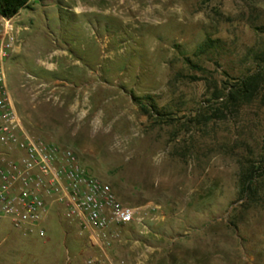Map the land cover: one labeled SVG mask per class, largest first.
<instances>
[{
  "label": "rangeland",
  "instance_id": "1",
  "mask_svg": "<svg viewBox=\"0 0 264 264\" xmlns=\"http://www.w3.org/2000/svg\"><path fill=\"white\" fill-rule=\"evenodd\" d=\"M34 1L24 126L142 213L103 247L60 206L25 230L2 218L0 264H264V176L241 193L264 168V103L224 100L264 64V0Z\"/></svg>",
  "mask_w": 264,
  "mask_h": 264
},
{
  "label": "built area",
  "instance_id": "2",
  "mask_svg": "<svg viewBox=\"0 0 264 264\" xmlns=\"http://www.w3.org/2000/svg\"><path fill=\"white\" fill-rule=\"evenodd\" d=\"M17 42L3 17L0 33V219L19 230L39 227L55 206L87 232L88 245L103 247L114 225L139 219L142 207L123 203L111 184L93 175L70 147L29 133L9 88L7 60ZM27 77H30L28 74ZM45 235L43 228L39 229ZM83 264H115L89 257ZM221 264V263H217Z\"/></svg>",
  "mask_w": 264,
  "mask_h": 264
},
{
  "label": "trees",
  "instance_id": "3",
  "mask_svg": "<svg viewBox=\"0 0 264 264\" xmlns=\"http://www.w3.org/2000/svg\"><path fill=\"white\" fill-rule=\"evenodd\" d=\"M30 0H0V16L7 19L16 16L19 11L28 6ZM264 82V64L260 66V70L242 77L238 84L234 86L230 93L227 94L228 98L224 100L230 103L238 104H250L253 101L259 99L264 103V98H257L264 86H260V83ZM264 95V94H263ZM264 157V144L263 154ZM264 176V168L257 169L249 168L242 178V198H250L257 200L259 193L258 179Z\"/></svg>",
  "mask_w": 264,
  "mask_h": 264
},
{
  "label": "crops",
  "instance_id": "4",
  "mask_svg": "<svg viewBox=\"0 0 264 264\" xmlns=\"http://www.w3.org/2000/svg\"><path fill=\"white\" fill-rule=\"evenodd\" d=\"M69 2H71L70 5H68L69 11H72L74 13H80L82 11L83 6L80 2L75 3L72 0H70ZM35 5H36V1L30 0L28 3V6L26 8L29 10H34ZM26 8L21 9L16 16H14L13 18H10L11 22L14 24V27H15L17 42H16V46H15L13 52L11 53V56L7 60V64H6L9 88H10L12 94L14 95V98L16 100L17 109H18V112L21 115L22 119H24V116L22 113L24 99L21 96V92H20L19 87H16L15 80L18 78L17 69L20 67L21 68L24 67V65H26V63L29 60L28 59V49L31 47L32 26H33L34 20H35L34 17L33 18L29 17L28 20H26V19H24V17H22V15H21L22 10H24ZM2 25H3V17L0 16V33L2 32ZM41 63H43V62H41ZM41 63H39V61L37 60V64L39 65V67H43L45 69V66H42ZM16 72H17V74H16ZM25 129L29 133L32 134V132L30 130H28L26 127H25ZM0 150H1V148H0ZM106 258L111 259L107 254H106Z\"/></svg>",
  "mask_w": 264,
  "mask_h": 264
}]
</instances>
